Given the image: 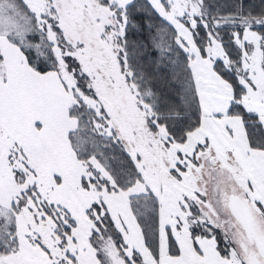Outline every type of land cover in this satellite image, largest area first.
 I'll use <instances>...</instances> for the list:
<instances>
[{
    "label": "snow or ice",
    "instance_id": "snow-or-ice-1",
    "mask_svg": "<svg viewBox=\"0 0 264 264\" xmlns=\"http://www.w3.org/2000/svg\"><path fill=\"white\" fill-rule=\"evenodd\" d=\"M0 264H264V0H0Z\"/></svg>",
    "mask_w": 264,
    "mask_h": 264
}]
</instances>
